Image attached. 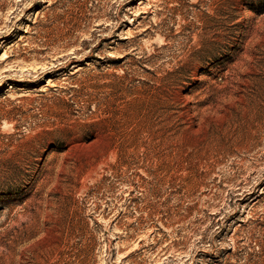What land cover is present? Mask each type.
Instances as JSON below:
<instances>
[{
    "label": "rangeland",
    "instance_id": "374dc122",
    "mask_svg": "<svg viewBox=\"0 0 264 264\" xmlns=\"http://www.w3.org/2000/svg\"><path fill=\"white\" fill-rule=\"evenodd\" d=\"M0 264H264V0H0Z\"/></svg>",
    "mask_w": 264,
    "mask_h": 264
}]
</instances>
